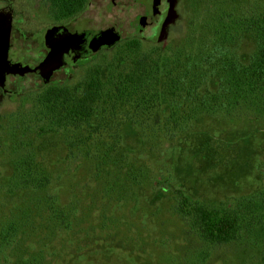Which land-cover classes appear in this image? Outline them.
<instances>
[{
	"label": "trees",
	"instance_id": "trees-1",
	"mask_svg": "<svg viewBox=\"0 0 264 264\" xmlns=\"http://www.w3.org/2000/svg\"><path fill=\"white\" fill-rule=\"evenodd\" d=\"M252 1L247 0L248 11ZM207 2L211 7L212 0ZM208 4L199 14L206 15ZM242 15L240 7L235 24L244 21ZM246 21L247 28H212L206 18L204 35L186 38L181 45L137 37L118 43L111 59L89 64L78 82L52 83L24 97L33 107L7 115L6 121L0 119L1 151L8 149V139L21 132L60 133L68 149L67 161L76 167L88 163L91 177L102 183V193L113 197L126 181L140 183L138 178L130 181L129 172L119 173L123 158L117 154L119 144L124 145V124L138 126L143 136L149 130L171 140L193 132L208 118L226 120L249 113L264 123V11L258 18L247 16ZM244 40L254 45L247 59L239 53ZM213 79L215 87H211ZM17 143L27 145L16 140L12 147ZM12 162V175L0 181V196H8L7 211L0 218V245L13 242V236L16 240L20 227L32 226L34 217L46 222L39 235L41 227L51 225L70 230L79 194L64 196L63 176L43 169L35 154L24 153ZM102 171L109 172L104 183ZM162 184L164 180H157L155 187ZM175 194L177 214L200 240L225 244L246 238L264 253V183L255 193L219 205L193 200L180 188ZM205 256L200 254L199 263ZM19 264H36V260L25 258Z\"/></svg>",
	"mask_w": 264,
	"mask_h": 264
},
{
	"label": "rangeland",
	"instance_id": "rangeland-1",
	"mask_svg": "<svg viewBox=\"0 0 264 264\" xmlns=\"http://www.w3.org/2000/svg\"><path fill=\"white\" fill-rule=\"evenodd\" d=\"M206 5L201 3V9ZM252 8L248 14L258 16L259 11ZM204 16L197 14L187 28H167L164 39L149 41L181 45L186 38L195 40L208 28ZM118 29L126 38L139 31ZM157 32L154 30V34ZM116 48L100 50L87 60L69 64L53 82H78L89 64H105ZM253 50V43L244 40L239 53L247 59ZM215 83L211 80V87ZM31 87L30 82H16L13 90L0 95V119L6 121L7 115L33 107V102L20 97ZM234 117L208 118L193 132L171 140L149 130L143 136L138 126L124 124V145L119 144L117 154L123 158L119 173L129 172L130 181L138 178L140 183L126 181L113 197L102 193V183L91 177L88 163L76 167L67 161L68 149L60 133L21 132L8 139L6 151L0 146V181L12 175V160L24 153L35 154L43 169L63 176L64 196L79 194L80 205L70 230L51 225L41 227L39 235L40 225L46 222L37 217L33 218V227H20L16 240L13 236V242L0 245V264H19L25 258L35 259L36 264H264L259 245L252 246L246 238L225 244L202 241L175 210L176 188L193 200L219 205L228 198L255 193L264 183V123L249 113ZM16 140L27 145L17 143L12 147ZM15 149L18 152L10 154ZM108 176V171L101 172L103 183ZM160 179L165 184L155 187ZM7 199L6 194L0 196V218L7 211ZM201 253L206 256L199 263Z\"/></svg>",
	"mask_w": 264,
	"mask_h": 264
},
{
	"label": "flooded vegetation",
	"instance_id": "flooded-vegetation-1",
	"mask_svg": "<svg viewBox=\"0 0 264 264\" xmlns=\"http://www.w3.org/2000/svg\"><path fill=\"white\" fill-rule=\"evenodd\" d=\"M253 1L252 10L262 15L263 0ZM201 3L208 4L207 0H0V95L13 90L16 82L32 86L19 94L22 99L34 95L56 83V76L69 64L113 49L126 39H164L167 28L191 25ZM240 7L244 21L235 24ZM247 12V0H226L224 4L212 0L204 17L212 28H247L246 17L253 16ZM125 27L139 31L126 38L118 29ZM105 29L117 31L121 40L91 52L92 32ZM154 30L158 32L154 34Z\"/></svg>",
	"mask_w": 264,
	"mask_h": 264
},
{
	"label": "water",
	"instance_id": "water-1",
	"mask_svg": "<svg viewBox=\"0 0 264 264\" xmlns=\"http://www.w3.org/2000/svg\"><path fill=\"white\" fill-rule=\"evenodd\" d=\"M91 35V52H96L104 46L115 45L121 40V35L114 29L93 31Z\"/></svg>",
	"mask_w": 264,
	"mask_h": 264
}]
</instances>
